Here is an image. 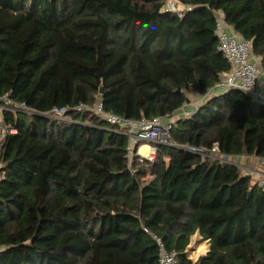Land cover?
<instances>
[{"label": "trees", "instance_id": "16d2710c", "mask_svg": "<svg viewBox=\"0 0 264 264\" xmlns=\"http://www.w3.org/2000/svg\"><path fill=\"white\" fill-rule=\"evenodd\" d=\"M0 0L3 113L0 264H160L159 238L178 264L199 233L196 264H264V188L234 165L158 146L128 157L129 139L91 111L131 121L176 115L230 70L215 12L251 43L264 71V0ZM69 109L68 120L47 117ZM179 145L264 158V105L239 90L178 120ZM194 251V250H193ZM195 250V255H197Z\"/></svg>", "mask_w": 264, "mask_h": 264}, {"label": "built area", "instance_id": "2783aa9c", "mask_svg": "<svg viewBox=\"0 0 264 264\" xmlns=\"http://www.w3.org/2000/svg\"><path fill=\"white\" fill-rule=\"evenodd\" d=\"M165 9L175 14L182 19L186 8L179 0H167ZM216 35L218 39V51L230 64V70L220 76V80L215 86L206 94V98L213 95V91L219 90L222 93L231 90H239L250 97L252 100L264 105V71L261 63L253 56L251 43L237 36L233 29L226 23L225 15L221 11L215 12ZM100 102V101H99ZM97 103V116L108 122L111 126L120 129V133L129 138V152L131 155L140 157L141 160H148L154 162L157 154L158 146H168L188 152L195 156L201 157L204 160L217 161L224 165H233L231 157L221 153L219 146L215 144L211 149L198 147L194 145H179L171 138L173 124L163 125L161 119H154L152 121H131L128 119L116 116L113 113L105 112L102 103ZM90 110L86 106L81 105L75 111ZM94 111V110H92ZM4 112H29V109L23 104L14 103L10 97L0 99V113ZM68 109H53L46 114L54 119L68 120ZM17 130L8 126L5 121L0 122V154L3 147L4 140L7 136L16 134ZM142 146L149 147V157L142 158L139 151ZM134 150V151H133ZM259 161L264 165V158H259ZM2 165L0 163V169ZM250 175V173H247ZM5 179V174L0 173V183ZM264 185V182H263ZM160 249V264H178L177 254L169 252L163 242L154 237ZM189 255H187L188 257ZM199 261V260H198ZM198 261H195L196 264Z\"/></svg>", "mask_w": 264, "mask_h": 264}, {"label": "crops", "instance_id": "0c3cea01", "mask_svg": "<svg viewBox=\"0 0 264 264\" xmlns=\"http://www.w3.org/2000/svg\"><path fill=\"white\" fill-rule=\"evenodd\" d=\"M213 92L214 93L211 97L225 93V92L222 93L219 90H216ZM208 99L209 98H206V94L205 95L191 94V95H189V100H190L189 104L184 106V108H182L175 116L170 117V118H166L163 120L161 119V122L163 123V125H167V124H171V123L174 125L178 120L190 119L193 116V114L199 109V107H201V105L204 102H206ZM145 147H147V146L141 147V149H140L141 152H142V149ZM231 161H232V164L237 169H239L240 174L242 176L250 178L251 182L254 185H259V186L263 185V182H264V165H262L260 163L259 158L254 157V156H239V157H231ZM247 173H250V175H247ZM261 182H262V184H261ZM263 188H264V186H263ZM193 238H195L194 239L195 242H194V240L191 242L189 248L187 249V254H190L191 252H193V250L198 249L200 244H197V243L204 242L203 238L200 236L199 233H197ZM207 246L210 250V245L208 242H207ZM198 254H199V252L197 253V255ZM190 257H192V256H188V259L195 262V260H192L193 257L192 258H190Z\"/></svg>", "mask_w": 264, "mask_h": 264}, {"label": "rangeland", "instance_id": "374dc122", "mask_svg": "<svg viewBox=\"0 0 264 264\" xmlns=\"http://www.w3.org/2000/svg\"><path fill=\"white\" fill-rule=\"evenodd\" d=\"M167 1V0H166ZM100 101V100H99ZM99 101H97V103L99 102ZM97 103H96V105H94L93 107H89V106H86L88 109H90V110H86V111H91V112H93V114L94 115H97V108L99 107L98 105H97ZM99 103H102V100L99 102ZM81 106V105H80ZM80 106H78L77 108H79ZM85 106V105H84ZM77 108H75V109H77ZM103 108H104V106H103ZM55 109H59V108H55ZM92 110H94V111H92ZM68 111H69V109H68ZM10 113V112H9ZM14 113H16V112H14ZM175 116V115H174ZM47 117H49V118H51L50 116H48L47 115ZM180 118V117H179ZM51 119H54V118H51ZM56 120V119H55ZM57 120H59V119H57ZM103 120V119H102ZM4 121V119H3V113L1 114L0 113V122H3ZM62 121H66V120H62ZM103 121H105V120H103ZM106 122V121H105ZM108 123V122H107ZM109 124V123H108ZM110 125V124H109ZM114 127V126H113ZM129 139V138H128ZM0 143H1V140H0ZM176 143V142H175ZM129 148H130V144H129V147H128V150H129ZM134 151V150H133ZM136 155V154H135ZM139 155L142 157V158H146V157H149V147H148V153H142L141 152V150L139 151ZM134 156V152H133V154L131 155V157H133ZM156 157V156H155ZM146 160V159H145ZM261 184H262V182H261ZM259 186V185H258ZM264 185H261L260 187H263ZM195 238H193L192 240H191V242L194 240ZM194 242H195V240H194ZM197 244H200V246L198 247V249L196 250L197 252H199V254L198 255H196V256H194L195 255V250L193 251V252H191L190 254H187V255H189V256H192V257H190V258H192V260H200V258L202 257V256H205L207 253H208V251H209V248H208V246H207V242L206 241H204V242H202V243H197ZM201 252V253H200ZM194 254V255H193ZM193 262V261H192ZM193 263H195V262H193Z\"/></svg>", "mask_w": 264, "mask_h": 264}, {"label": "bare ground", "instance_id": "6f19581e", "mask_svg": "<svg viewBox=\"0 0 264 264\" xmlns=\"http://www.w3.org/2000/svg\"><path fill=\"white\" fill-rule=\"evenodd\" d=\"M142 152H143V153H148V147L143 148V149H142Z\"/></svg>", "mask_w": 264, "mask_h": 264}, {"label": "water", "instance_id": "95a60500", "mask_svg": "<svg viewBox=\"0 0 264 264\" xmlns=\"http://www.w3.org/2000/svg\"><path fill=\"white\" fill-rule=\"evenodd\" d=\"M189 248V247H188Z\"/></svg>", "mask_w": 264, "mask_h": 264}]
</instances>
